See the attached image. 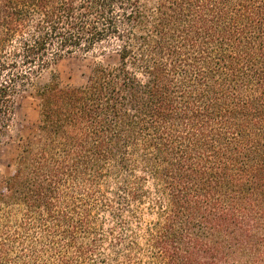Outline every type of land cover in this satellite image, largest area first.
Masks as SVG:
<instances>
[{
    "label": "trees",
    "instance_id": "trees-1",
    "mask_svg": "<svg viewBox=\"0 0 264 264\" xmlns=\"http://www.w3.org/2000/svg\"><path fill=\"white\" fill-rule=\"evenodd\" d=\"M39 89L38 138L0 189V264H264V0H0V145Z\"/></svg>",
    "mask_w": 264,
    "mask_h": 264
},
{
    "label": "rangeland",
    "instance_id": "rangeland-1",
    "mask_svg": "<svg viewBox=\"0 0 264 264\" xmlns=\"http://www.w3.org/2000/svg\"><path fill=\"white\" fill-rule=\"evenodd\" d=\"M116 59L112 53L94 51L75 52L64 55L60 60L43 70L24 93L15 102V112L10 128L11 139L0 145V189L12 173L15 160L25 143L33 144L38 138L40 88L51 81L60 86H83L87 83L97 65L113 64Z\"/></svg>",
    "mask_w": 264,
    "mask_h": 264
}]
</instances>
